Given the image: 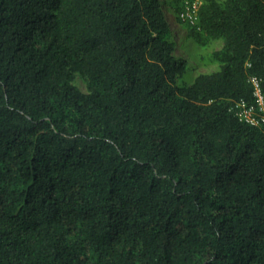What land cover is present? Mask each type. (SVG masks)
Wrapping results in <instances>:
<instances>
[{
  "label": "trees",
  "instance_id": "obj_1",
  "mask_svg": "<svg viewBox=\"0 0 264 264\" xmlns=\"http://www.w3.org/2000/svg\"><path fill=\"white\" fill-rule=\"evenodd\" d=\"M256 79L264 0H0V264H264Z\"/></svg>",
  "mask_w": 264,
  "mask_h": 264
},
{
  "label": "rangeland",
  "instance_id": "obj_2",
  "mask_svg": "<svg viewBox=\"0 0 264 264\" xmlns=\"http://www.w3.org/2000/svg\"><path fill=\"white\" fill-rule=\"evenodd\" d=\"M167 14L170 17L171 25L174 26V27L172 26V28L175 31V34L177 37L179 52L182 54H185L187 56V58L189 59L191 66L194 67V69L191 72L187 73L186 80L190 81L191 76L195 75L199 72H212V71L217 70L219 67V65L217 63L205 64V63H203L201 57L205 56L207 53L213 51L214 49H220L222 47L223 43L221 41H217L216 43H214L210 47L196 48L194 46V42L192 40L183 39L184 36H186V28L183 26L179 27L178 25H176L175 24L176 22L171 17V15L169 13H167ZM183 45H185L187 48H189V51H185L182 48ZM74 83L81 90H83L85 92L88 91L86 83L78 75H76V77L74 79ZM254 117L255 118L262 117V112L260 110L255 111Z\"/></svg>",
  "mask_w": 264,
  "mask_h": 264
},
{
  "label": "built area",
  "instance_id": "obj_3",
  "mask_svg": "<svg viewBox=\"0 0 264 264\" xmlns=\"http://www.w3.org/2000/svg\"><path fill=\"white\" fill-rule=\"evenodd\" d=\"M196 8V5H194L193 9ZM192 17V14H191ZM256 83V96H257V105H247L245 102H241L240 105V111H239V115L241 116V118L243 119H247L249 121H252L254 123H258L259 122V118H255L254 117V113L257 110H260L262 112V117L264 118V96L261 92V88H260V84L258 82V80H255Z\"/></svg>",
  "mask_w": 264,
  "mask_h": 264
},
{
  "label": "bare ground",
  "instance_id": "obj_4",
  "mask_svg": "<svg viewBox=\"0 0 264 264\" xmlns=\"http://www.w3.org/2000/svg\"><path fill=\"white\" fill-rule=\"evenodd\" d=\"M176 24V23H175ZM177 25V24H176ZM171 26H173V25H171ZM174 27V26H173Z\"/></svg>",
  "mask_w": 264,
  "mask_h": 264
}]
</instances>
